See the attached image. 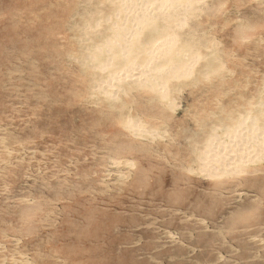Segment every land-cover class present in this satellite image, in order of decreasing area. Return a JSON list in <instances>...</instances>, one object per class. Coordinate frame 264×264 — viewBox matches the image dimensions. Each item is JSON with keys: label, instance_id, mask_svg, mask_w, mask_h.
<instances>
[{"label": "rangeland", "instance_id": "1", "mask_svg": "<svg viewBox=\"0 0 264 264\" xmlns=\"http://www.w3.org/2000/svg\"><path fill=\"white\" fill-rule=\"evenodd\" d=\"M118 1L0 0V264H264V156L199 160L225 127L264 125V0L175 9L198 59L167 100L136 83L142 61L121 89L93 67L114 16L152 13Z\"/></svg>", "mask_w": 264, "mask_h": 264}, {"label": "bare ground", "instance_id": "2", "mask_svg": "<svg viewBox=\"0 0 264 264\" xmlns=\"http://www.w3.org/2000/svg\"><path fill=\"white\" fill-rule=\"evenodd\" d=\"M118 2L119 4L117 3V5L120 8L117 11H122V7L128 3L125 2V0H120ZM195 2L192 0H154L147 3V6L151 8V10H149L152 13L143 17L121 18L120 16H114L113 19L117 23V25H114V29L117 31L113 30L114 35H112L106 43L94 48L95 50L93 53L91 52L92 55L90 56V59L94 64L93 67L99 70H105L107 72L108 80L117 81V84L115 83L116 88L121 89L123 86L121 85L122 83H120L121 79L123 80L127 77H131L130 74L132 70H134V67L137 68L136 64L139 63L136 62L138 60L142 61L144 64L143 67H149V72L142 80L138 81L137 78L138 82L136 83L144 85L143 82H148V86L151 90L159 91L161 98L167 100L166 98L170 90L166 86L168 78H178L180 75H184L182 70L184 71L186 65L192 66L198 59V56L194 54V52H191L189 46L177 48L175 44L177 36L169 31L171 29V24L175 23L176 25H179L181 23L177 20L175 9L180 7V10L182 8L183 10L187 9L186 11H188ZM118 21H120L119 24ZM124 21H128L129 23L127 22V24H123ZM121 28L122 30L126 28V37L122 36L125 33L120 35L119 31ZM145 32L150 34V38L148 37L149 39L147 43L146 41L142 42L146 44H142L140 42L141 40L139 41V37ZM190 56L191 59L189 60L188 58ZM138 74L142 76V71H139ZM133 83L135 82L133 81ZM107 92L110 93L111 91ZM107 92L105 91V93ZM111 95L114 96V93ZM260 116L264 115L260 114ZM258 120L256 118H245L236 122V124L233 123L235 124L233 127H225L224 136L227 135L229 137L230 143L228 142L226 145L224 144V146L220 145V143L218 144L219 146L213 145V140L210 138L212 141L209 140L205 144L203 150L199 153V160L203 161V163H201L202 166H200L202 167V170L209 174L218 175L231 173L232 171L238 172L240 170L239 165L245 161V158L247 159L248 156H250L248 154L249 152H253L256 156L258 154L264 156V152L261 149L264 146V125L262 124V126H260ZM133 124L132 122H127L125 126L132 128L134 126ZM140 126L142 127L141 124ZM133 132L135 133L137 131ZM246 133L250 134V137H245L247 135ZM230 156L233 157V159H229ZM229 161H232V163H229ZM202 170H200V172H202Z\"/></svg>", "mask_w": 264, "mask_h": 264}]
</instances>
